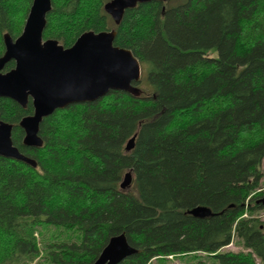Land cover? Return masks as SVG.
I'll use <instances>...</instances> for the list:
<instances>
[{
  "label": "trees",
  "instance_id": "trees-1",
  "mask_svg": "<svg viewBox=\"0 0 264 264\" xmlns=\"http://www.w3.org/2000/svg\"><path fill=\"white\" fill-rule=\"evenodd\" d=\"M33 1L0 0V58ZM108 2L52 0L44 40L67 49L87 32L115 31L146 82L139 96L112 91L56 111L40 125L41 148L26 147L20 127L32 99L26 108L0 99L14 145L37 162L0 156V264H94L120 234L138 250L121 264H264L255 216L264 210V0L153 1L125 11L120 25ZM197 206L213 214H188ZM54 227L66 240L46 237ZM234 239L244 250L223 251Z\"/></svg>",
  "mask_w": 264,
  "mask_h": 264
},
{
  "label": "water",
  "instance_id": "water-1",
  "mask_svg": "<svg viewBox=\"0 0 264 264\" xmlns=\"http://www.w3.org/2000/svg\"><path fill=\"white\" fill-rule=\"evenodd\" d=\"M168 0H110L106 12L116 25H120L125 11L139 4ZM52 11V0H34L22 34L13 39L5 35V54L0 58V99H10L26 108L32 99L34 114L25 117L20 127L25 131L24 145L41 148L43 120L60 109L74 104L92 103L103 99L112 91L139 96L136 86L141 81L142 67L131 50L115 45L117 33L87 32L73 47L65 48L56 40H44L47 16ZM16 66L4 72L6 65ZM13 126L0 119V156L37 167V162L24 154L12 140ZM134 136L126 146L135 147ZM133 172L126 173L122 190L132 187ZM264 206V197L257 202ZM196 218L210 217L213 212L205 206L188 210ZM125 234L114 236L94 264H121L136 254Z\"/></svg>",
  "mask_w": 264,
  "mask_h": 264
},
{
  "label": "rangeland",
  "instance_id": "rangeland-1",
  "mask_svg": "<svg viewBox=\"0 0 264 264\" xmlns=\"http://www.w3.org/2000/svg\"><path fill=\"white\" fill-rule=\"evenodd\" d=\"M147 79V72L144 66H142V75H141V80L144 81V83L146 82ZM263 171H264V162H263ZM262 189L260 191H262L264 193V181L262 183ZM264 197V196H263ZM256 217H258L259 219H261L262 221H264V210H261L260 212H258L256 215ZM47 238L51 237V240H55V241H63L66 240L67 238V234L64 232V230L62 228L59 227H54L52 229H50L47 232H44ZM48 239L45 238V240H43V244L48 243ZM244 250L242 247L241 242L238 239H234V242L226 247L225 249H223V251H232V252H240ZM202 257V259H205V257H203V255H200ZM197 260H194L193 256H186V257H169L166 261L164 262H158V261H153L151 264H196ZM258 264L260 263V260H257ZM37 264V263H36ZM38 264H50L49 261H47L43 256L40 258Z\"/></svg>",
  "mask_w": 264,
  "mask_h": 264
}]
</instances>
